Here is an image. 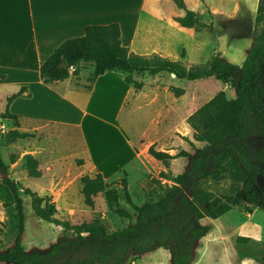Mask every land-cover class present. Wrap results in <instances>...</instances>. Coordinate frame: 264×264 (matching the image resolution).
Returning a JSON list of instances; mask_svg holds the SVG:
<instances>
[{
    "label": "rangeland",
    "instance_id": "1",
    "mask_svg": "<svg viewBox=\"0 0 264 264\" xmlns=\"http://www.w3.org/2000/svg\"><path fill=\"white\" fill-rule=\"evenodd\" d=\"M187 7L202 15L203 21L212 24V30L186 28L175 18L184 13L171 0H90L98 15L97 24L118 22L122 30V40L131 51L145 56L160 54L171 60H178L185 66L205 65L214 56L243 66L251 50L256 46L257 31L262 23L257 21L260 0H185ZM140 23L138 39L133 34L136 24ZM228 35L227 48L219 50V38ZM122 73L110 71L108 74ZM123 74V73H122ZM124 75V74H123ZM69 77L73 84L87 89L93 84L92 64H82L78 75L71 69ZM142 90H131L121 116L122 123L128 126L137 150L134 161L129 165L126 176L131 197L136 205L146 201H157L175 184L173 180L161 176L187 173L191 161L180 156L168 165L155 159L149 153L154 144L157 150L172 152L181 150L197 156L196 148L205 143L194 138V130L189 121L216 95L225 92L228 98H236L237 93L233 75L224 82L216 77L189 81L179 79L172 73L162 72L155 76L143 74ZM105 78L99 87L96 101L114 85ZM117 87V86H116ZM173 87L183 90L177 96ZM17 88L12 83L0 86V96L10 95ZM32 97L19 100L14 110L33 114L16 126L12 119L0 116V150L3 160L9 166V176L26 188L42 197H50L56 203L57 212L53 219L69 223L71 226L99 221L109 231H115L135 224L138 213L124 197L120 179L123 172L115 176L107 171L110 188L120 193V203L127 208L132 217L113 212L107 202L105 192L95 198V206L84 201L81 178L85 174L94 175L90 166L83 165L82 155L88 141L92 152H98L104 144L110 148L118 145L116 130L93 117L84 116L83 111L65 104L60 108V98L49 92L34 88ZM8 101V98H7ZM5 102L0 110L5 111ZM69 110H68V109ZM94 108H91L93 111ZM10 110V109H9ZM11 111V110H10ZM47 120H52L49 123ZM59 122V123H55ZM62 122V123H60ZM67 122V123H66ZM82 122L80 128L71 125ZM14 130L28 132L32 136L13 140ZM110 133V134H109ZM119 156L108 159L110 165L120 164L127 158ZM33 155L39 161L40 177L31 176L26 168L25 158ZM15 162H11L12 157ZM81 157V158H80ZM226 160L219 170L206 179L196 181L189 197L200 187L213 195H234L245 188L247 182L235 177ZM7 176L3 174L2 177ZM26 210V228L22 243L26 251H48L51 246L65 236H74L64 224L46 220L37 215L33 208L32 196L22 192ZM10 201L7 191L0 187V251L9 249L17 235L15 206H6ZM45 205V201L43 202ZM206 230L205 236L194 238L193 229ZM190 258V264H264V201L243 200L233 205L227 213L212 219L207 216L192 217L179 229L178 237L162 242L152 249H130L123 264H176L174 253ZM0 264H17L1 261Z\"/></svg>",
    "mask_w": 264,
    "mask_h": 264
},
{
    "label": "trees",
    "instance_id": "2",
    "mask_svg": "<svg viewBox=\"0 0 264 264\" xmlns=\"http://www.w3.org/2000/svg\"><path fill=\"white\" fill-rule=\"evenodd\" d=\"M184 13L175 18L183 27L212 30L213 25L206 23L202 15L187 7L185 0H171ZM257 21L262 28L256 38V46L251 50L243 66L214 56L205 65L185 66L178 60H171L160 54L140 55L123 44L122 30L118 22L107 24H89L85 33L65 40L41 65L40 73L45 83L65 80L72 68L78 75L82 64H92L93 77L96 78L108 71H121L124 80L136 91L142 90L145 83L137 78L143 74L155 76L162 72L175 74L179 79L189 81L216 77L228 82L233 75L237 80L234 87L237 97L230 99L222 92L203 105L201 110L190 119L194 138L205 143L203 148H196L197 156L186 150L176 154L157 150L155 145L149 147V153L166 165L180 156L190 158L191 166L187 173L161 176L174 181L172 188L166 191L159 200L146 201L136 205L131 197L127 171L120 179L122 191L127 202L138 213L135 224L125 228L109 231L99 221L71 226L58 219H53L57 212L56 203L50 197H42L30 188L24 187L12 179L9 166L3 160L0 150V187L9 194L10 201L6 206H15L17 218V235L14 244L7 250L0 251V262L17 264H123L130 249H152L162 242L178 237L180 227L192 215L207 216L212 219L227 213L233 205L243 200L264 201V0H260ZM67 66H63V62ZM0 78H5L0 73ZM90 84L88 88L90 89ZM177 96L183 90L173 87ZM22 91L8 97V104L20 96ZM3 118L12 119L20 126L19 116L8 109L0 113ZM32 136L28 132L14 130L11 138ZM229 160L230 169L235 177H240L247 184L243 190L234 195H213L200 187L189 197L196 181L206 179L212 172L219 170ZM12 157L11 162H15ZM26 168L31 176L40 177L39 161L33 155L25 158ZM7 176L2 177L3 174ZM82 193L87 205L94 207L95 198L105 192L110 209L122 216L131 218L132 214L120 203V193L110 188L101 172L94 175H83L81 178ZM22 192L32 196L33 208L37 215L46 220L64 224L67 230H73L74 236H65L53 244L46 252L25 250L22 237L26 228V210ZM45 201V205L43 202ZM206 230L193 229L194 238L205 236ZM176 264H190V258L174 253Z\"/></svg>",
    "mask_w": 264,
    "mask_h": 264
},
{
    "label": "crops",
    "instance_id": "3",
    "mask_svg": "<svg viewBox=\"0 0 264 264\" xmlns=\"http://www.w3.org/2000/svg\"><path fill=\"white\" fill-rule=\"evenodd\" d=\"M89 1L0 0V73L5 75V78H0V86L12 83L17 88L14 93L22 91L10 104L7 98L12 94L0 96V105L5 102V107H8L6 110L10 109L11 113L18 115L20 123L24 119L36 120L28 117L30 113L14 110V107L19 100L31 98L30 92L34 88H41L61 99L62 110L68 104L67 106L83 111L84 116L93 117L109 129L116 130L119 136L117 148H110L109 144L103 143V148L95 156L90 143L85 141V153L81 155L83 165L90 166L95 174L101 172L104 178H109L107 171L111 170L117 177L123 170L129 172V165L137 155L133 136L121 120L122 110L134 88L125 82L122 73L108 74L110 71L96 78L90 89L76 86L71 77L45 83L40 73L43 62L65 40L83 35L87 25L97 24L100 20L101 14L98 15V10L96 12L95 9L97 5H91ZM139 27L140 23L134 28L135 39H138ZM106 77L114 86L108 87L104 92L105 96L96 101L99 87ZM91 108H94L93 111ZM5 111L0 110V113ZM81 124L83 125L82 122H75L71 125L81 128ZM119 151L120 157L127 159L115 166L110 165L108 159L111 156L113 159L118 157Z\"/></svg>",
    "mask_w": 264,
    "mask_h": 264
},
{
    "label": "water",
    "instance_id": "4",
    "mask_svg": "<svg viewBox=\"0 0 264 264\" xmlns=\"http://www.w3.org/2000/svg\"><path fill=\"white\" fill-rule=\"evenodd\" d=\"M228 39H229L228 35H224V36H222V37L219 38V41H220L219 50H220V51H223L224 49L227 48ZM63 66H64V67L67 66V64H66L65 61L63 62ZM173 75L175 76V74H173ZM4 175H5V174H4Z\"/></svg>",
    "mask_w": 264,
    "mask_h": 264
},
{
    "label": "built area",
    "instance_id": "5",
    "mask_svg": "<svg viewBox=\"0 0 264 264\" xmlns=\"http://www.w3.org/2000/svg\"><path fill=\"white\" fill-rule=\"evenodd\" d=\"M72 69H74V68H72Z\"/></svg>",
    "mask_w": 264,
    "mask_h": 264
}]
</instances>
